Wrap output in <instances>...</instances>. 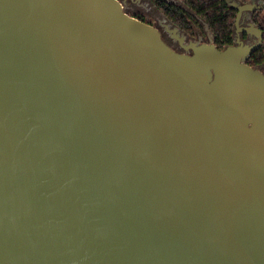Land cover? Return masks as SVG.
<instances>
[{
    "label": "water",
    "instance_id": "water-1",
    "mask_svg": "<svg viewBox=\"0 0 264 264\" xmlns=\"http://www.w3.org/2000/svg\"><path fill=\"white\" fill-rule=\"evenodd\" d=\"M243 30L188 54L119 0H0V264H264Z\"/></svg>",
    "mask_w": 264,
    "mask_h": 264
},
{
    "label": "flooded vegetation",
    "instance_id": "flooded-vegetation-1",
    "mask_svg": "<svg viewBox=\"0 0 264 264\" xmlns=\"http://www.w3.org/2000/svg\"><path fill=\"white\" fill-rule=\"evenodd\" d=\"M121 4L123 5L124 10L129 13L130 15L135 16L136 18L146 21L150 24H153L156 26L161 33L162 39L170 46L172 47L175 51L178 52H184L191 54L192 49L190 47L186 48V46L189 44L190 41H196V42H203V41H212L214 42V34L211 32V30L208 28L206 21H204L201 17V19L204 21V25L206 27H200V26H194V24H198L197 17L194 12H192L182 1L180 0H165L166 2L178 5L182 8L187 9L190 11L193 15L192 19V28L191 31H187L185 29H182L178 26L179 31H174L173 26L176 25L173 23L171 20H169L159 9L158 7L154 4L153 0H119ZM240 1V0H239ZM250 1V0H248ZM226 2V0H225ZM242 2V1H240ZM246 2V1H245ZM255 3L259 4L260 2H264V0H254ZM227 3V2H226ZM227 5L231 7L228 3ZM233 8V7H231ZM264 8V7H263ZM234 9V22L232 26V40L231 43L226 44H237V39L242 41L243 43L251 44L254 43L258 37L251 33H246L243 28L248 27L251 22H253L256 26L257 23L254 20V13L257 10H260L262 8H256L253 10L247 9L243 10L240 14L239 20L237 24H235V19H236V12L237 10ZM198 16V15H197ZM203 25V26H204ZM177 26V25H176ZM259 27V26H258ZM205 32V34L208 36L207 39H203V36L201 33ZM262 42H263V37H262ZM261 44L253 50L247 57L246 62L248 63L249 59L251 58L252 54L254 51L258 50L262 46ZM224 45V46H226ZM223 46V47H224ZM263 54H264V48H263ZM252 60V59H250ZM249 64V63H248ZM254 67L260 68L264 72V58L259 61L254 63Z\"/></svg>",
    "mask_w": 264,
    "mask_h": 264
},
{
    "label": "trees",
    "instance_id": "trees-1",
    "mask_svg": "<svg viewBox=\"0 0 264 264\" xmlns=\"http://www.w3.org/2000/svg\"><path fill=\"white\" fill-rule=\"evenodd\" d=\"M192 12L206 21L208 28L214 34V43L218 48L231 43L234 9L225 0H180ZM242 2L248 0H240ZM158 9L173 23L182 29L191 31L193 15L190 11L165 0H153ZM254 20L262 30L263 42L261 48L254 51L248 63L253 65L264 58V8L254 13Z\"/></svg>",
    "mask_w": 264,
    "mask_h": 264
},
{
    "label": "rangeland",
    "instance_id": "rangeland-1",
    "mask_svg": "<svg viewBox=\"0 0 264 264\" xmlns=\"http://www.w3.org/2000/svg\"><path fill=\"white\" fill-rule=\"evenodd\" d=\"M196 17H197V20H198V24H194V26H200V27H206L205 25H204V21L199 17V16H197L196 15ZM204 25V26H203ZM202 34V36H203V39H207V35L205 34V32H203V33H201Z\"/></svg>",
    "mask_w": 264,
    "mask_h": 264
}]
</instances>
